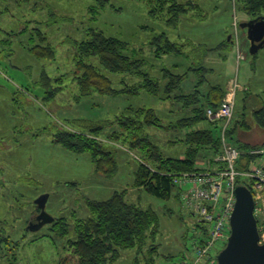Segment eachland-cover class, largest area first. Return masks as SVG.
<instances>
[{
    "label": "rangeland",
    "instance_id": "obj_1",
    "mask_svg": "<svg viewBox=\"0 0 264 264\" xmlns=\"http://www.w3.org/2000/svg\"><path fill=\"white\" fill-rule=\"evenodd\" d=\"M109 1L107 7L97 9L95 0H0V264H77L68 236L55 233L52 223L39 230L30 229L40 213L35 200L49 194L47 213L72 223V230L76 219L89 214L88 199H105L126 189L129 202L152 208L159 216L155 264H188L194 256L192 241L184 239L186 233L193 235L188 209L174 196L165 200L132 187L138 161L146 159V152L130 147L135 125L132 123L127 129L122 120L134 119L139 108L156 110L162 126H150L146 130L150 138L165 156L183 157V145L171 141L183 133L168 127L183 116L184 108L177 100L165 101L148 91L128 92L141 77L110 73L99 65L98 72L111 79L115 93L93 90L88 96H80L76 78L81 71L77 68L75 46L76 41L89 38L92 30L127 40L131 46L125 53L145 59V68L161 77L163 67L177 64L175 69L182 72L191 59L177 54L156 58L150 41L157 33L166 30L170 39L190 51L191 43L217 48L235 34L237 27L245 58L238 64L235 43L227 50L209 52L213 71L208 80H219L225 85L230 80L243 86L245 83L251 86V95L260 97V101L256 100L261 103L259 106L264 105V47L256 55L249 52L250 41L241 24L252 16L244 12L243 0H193L200 9L184 16L177 29L169 30L165 17H151L146 1ZM40 32L45 36L44 42L39 38ZM40 43L54 49L55 59L39 57L40 52L34 48ZM133 47L140 48L142 54L134 55L133 51L140 52ZM43 73L49 77L51 89L56 88L53 97L47 96ZM164 84L166 79L162 77L161 90ZM191 85L192 80L186 79L174 94L188 91ZM240 92L237 117H242L241 108L246 106L242 99L244 90ZM253 100L252 97L248 107H253ZM100 125L103 128L97 135L90 132V128ZM59 130L89 136L115 152L116 174L108 177L97 172L90 154L65 149L56 140ZM240 132L252 145L264 142V130L256 125ZM239 182L253 189L248 176L240 175ZM225 233L231 234L230 224ZM227 239L217 245V254ZM148 248L149 245L140 254L136 249H121L114 264H134L137 257L140 264H145Z\"/></svg>",
    "mask_w": 264,
    "mask_h": 264
},
{
    "label": "trees",
    "instance_id": "obj_2",
    "mask_svg": "<svg viewBox=\"0 0 264 264\" xmlns=\"http://www.w3.org/2000/svg\"><path fill=\"white\" fill-rule=\"evenodd\" d=\"M149 5L151 17H165L169 29H177L182 17L187 16L194 9H200L193 0H141ZM243 9L246 14L255 16L264 14V0H243ZM96 7L105 8L109 5V0H95ZM95 7V6H94ZM95 7V8H96ZM95 11V9L92 8ZM99 12V10H97ZM202 12L200 11L199 14ZM162 20V19H161ZM165 21V20H164ZM42 42L45 41L43 33H38ZM231 36V37H230ZM217 48H209L205 44L191 43L190 51H186L184 45L173 41L167 35L166 30L157 33L150 41L153 55L156 58H164L166 55H184L191 62L182 71L178 72L177 64L173 67L162 68V76H154L146 69L147 61L140 57L132 58L125 53L131 45L127 40L117 36L107 35L103 30H92L90 37L81 41H76V63L81 71L77 75L76 82L80 88V96H88L93 90L102 94H113L115 89L111 79L98 72L97 65L106 69L110 73H127L132 76L141 77V81L131 85L133 94L148 91L153 96L162 98L165 101L177 100L184 108L183 116L177 118V123L170 125L168 129L180 131L182 136L178 140H171L172 143H181L185 148L183 157L165 156L162 148L150 138L146 130L150 126L158 128L161 125V118L154 109H138L135 111L134 119L123 117L124 125L128 129L132 123L136 133L130 137V147L134 149L143 148L146 159L138 161V168L135 171L133 188H139L149 194L161 199L174 198L180 201L179 189L174 184L175 175L185 172H192L195 169L196 161L199 159H213L221 152V121L212 122L208 119L206 111L208 108L217 109L224 98L227 88L216 81L208 80L213 69L206 63L209 52L224 50L233 47L234 38L230 35ZM34 49L41 54L39 57L55 59V51L49 45H36ZM40 49L38 51L37 49ZM135 48V47H133ZM142 54L140 48H135ZM142 50V49H141ZM257 54V53H256ZM254 54V55H256ZM94 62H93V61ZM88 61V63L86 62ZM96 61V62H95ZM176 66V67H174ZM148 70V71H147ZM47 96L56 95V88L51 89L48 82L49 77L42 74ZM165 77L166 84L163 90L160 81ZM190 78L192 85L188 91L176 93L182 83ZM43 83V82H42ZM208 84L207 86H204ZM239 96V95H238ZM238 96L236 99V111L232 126L228 130V136L235 140L237 147L243 151L253 146H264V142L252 145L243 138L244 132L241 129L250 130L256 125L264 130V105L258 103L260 97H255L248 107L250 99L253 97L249 91H244L242 99L244 105L241 109L242 117L236 116L240 111L238 106ZM257 100V101H256ZM258 106H257V105ZM241 117V118H240ZM102 122V121H101ZM103 128L102 125L90 128V132L96 133ZM238 138H235L236 134ZM248 132V131H246ZM245 134V133H244ZM56 140L65 149L73 153H88L95 163L97 172H102L111 177L117 172L115 152L104 147L96 139L83 136L80 133L70 130H59L56 133ZM248 156H242L239 160L241 165ZM238 184L241 182L238 181ZM246 185V184H243ZM251 189L250 186L246 185ZM128 190V189H126ZM115 191L105 199H88L86 205L89 214L75 220L73 229L71 224L64 218H55L51 229L60 237H67L72 254L77 260V264H114L120 257V250L136 249L137 252L144 253L143 249L149 245V259L145 258V264H155L154 254L157 252L155 238L159 232V216L152 208H143L137 203L129 202L128 192ZM39 209V208H38ZM184 235V239L188 238ZM191 263V260L188 264ZM134 264H140L137 257Z\"/></svg>",
    "mask_w": 264,
    "mask_h": 264
},
{
    "label": "built area",
    "instance_id": "obj_3",
    "mask_svg": "<svg viewBox=\"0 0 264 264\" xmlns=\"http://www.w3.org/2000/svg\"><path fill=\"white\" fill-rule=\"evenodd\" d=\"M233 38L237 58L242 60L245 55L241 51L238 31ZM240 89L239 82L233 80L227 86L221 105L206 111L210 121L222 122L221 152L213 159L197 160L194 171L174 177L180 203L192 217L193 235L187 238L192 241L194 253L190 264H217V245L230 236L225 233V229L230 224L235 207V188L240 175H246L252 181L254 214L258 222L260 243H264V146H253L243 151L228 136ZM242 156L250 159H244L240 165Z\"/></svg>",
    "mask_w": 264,
    "mask_h": 264
},
{
    "label": "water",
    "instance_id": "obj_4",
    "mask_svg": "<svg viewBox=\"0 0 264 264\" xmlns=\"http://www.w3.org/2000/svg\"><path fill=\"white\" fill-rule=\"evenodd\" d=\"M241 25L246 29L250 41L249 52L254 55L264 47V16L245 21ZM235 196V207L230 219L231 234L217 256V264H264V243H260L253 193L246 185L238 184ZM48 198L49 194H42L35 200L40 213L30 224L33 231L55 220L46 211Z\"/></svg>",
    "mask_w": 264,
    "mask_h": 264
},
{
    "label": "crops",
    "instance_id": "obj_5",
    "mask_svg": "<svg viewBox=\"0 0 264 264\" xmlns=\"http://www.w3.org/2000/svg\"><path fill=\"white\" fill-rule=\"evenodd\" d=\"M182 19H183V17H182ZM181 19V20H182ZM180 23H181V21H180ZM236 31H238V29H237V27H235V32ZM234 32V33H235ZM232 36H233V34H231ZM231 37V36H230ZM237 50V49H236ZM236 53H237V51H236ZM209 58H210V53L208 54V56H207V59H206V63L213 69V67H212V64L209 62ZM236 59H237V62H238V64L241 62V60H238V58L236 57ZM210 60H211V58H210ZM216 82H218V83H221V84H223L224 86H225V88H227V86L229 85H231L232 84V81L233 80H230L226 85H225V83L224 82H219V80H215ZM239 82V81H238ZM244 85L245 86H243V85H241L240 83H239V86L242 88L243 87V89H240L239 91H238V93H237V96L239 95V94H241V92L240 91H242V90H244V91H250V88H251V86H248L247 84H245L244 83ZM253 96V95H252ZM253 98H255V96H253ZM257 105V104H256Z\"/></svg>",
    "mask_w": 264,
    "mask_h": 264
},
{
    "label": "flooded vegetation",
    "instance_id": "obj_6",
    "mask_svg": "<svg viewBox=\"0 0 264 264\" xmlns=\"http://www.w3.org/2000/svg\"><path fill=\"white\" fill-rule=\"evenodd\" d=\"M258 16H264V14H258V15H255V16H252V19H254V18H256V17H258Z\"/></svg>",
    "mask_w": 264,
    "mask_h": 264
}]
</instances>
